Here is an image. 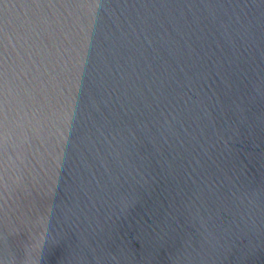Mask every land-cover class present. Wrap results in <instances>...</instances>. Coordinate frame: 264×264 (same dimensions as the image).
<instances>
[{"label": "water", "instance_id": "water-1", "mask_svg": "<svg viewBox=\"0 0 264 264\" xmlns=\"http://www.w3.org/2000/svg\"><path fill=\"white\" fill-rule=\"evenodd\" d=\"M5 119L0 264H264V0H0Z\"/></svg>", "mask_w": 264, "mask_h": 264}, {"label": "clouds", "instance_id": "clouds-1", "mask_svg": "<svg viewBox=\"0 0 264 264\" xmlns=\"http://www.w3.org/2000/svg\"><path fill=\"white\" fill-rule=\"evenodd\" d=\"M25 117H21L17 122V127L20 129L24 128ZM9 140L8 131H7V120L5 119L3 130H0V145H7Z\"/></svg>", "mask_w": 264, "mask_h": 264}]
</instances>
